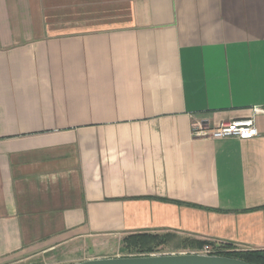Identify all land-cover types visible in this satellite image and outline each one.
I'll return each instance as SVG.
<instances>
[{
    "label": "crops",
    "instance_id": "crops-1",
    "mask_svg": "<svg viewBox=\"0 0 264 264\" xmlns=\"http://www.w3.org/2000/svg\"><path fill=\"white\" fill-rule=\"evenodd\" d=\"M254 107L264 0H0V264L136 233L264 250V116L192 131Z\"/></svg>",
    "mask_w": 264,
    "mask_h": 264
},
{
    "label": "trees",
    "instance_id": "trees-1",
    "mask_svg": "<svg viewBox=\"0 0 264 264\" xmlns=\"http://www.w3.org/2000/svg\"><path fill=\"white\" fill-rule=\"evenodd\" d=\"M124 249L134 256H150L159 253L160 249L170 245L177 249L201 248L205 242L194 241L188 238H178L173 234L136 233L131 234L122 241ZM221 254L243 260L249 264H264V250H244L230 244L219 247ZM228 251V252H226Z\"/></svg>",
    "mask_w": 264,
    "mask_h": 264
},
{
    "label": "built area",
    "instance_id": "built-area-1",
    "mask_svg": "<svg viewBox=\"0 0 264 264\" xmlns=\"http://www.w3.org/2000/svg\"><path fill=\"white\" fill-rule=\"evenodd\" d=\"M253 116L247 119L236 120L226 124H222L215 129H207L203 127L202 124H194L193 126V135L196 138H208L212 140H220V139H229V138H236V139H253L260 135V132L257 128L255 117L259 115L264 116V107H254L252 108ZM221 245H213L207 244L205 245L200 251H193V252H184L179 254H202L207 256H225L221 254L223 252L219 247ZM174 254V253H168ZM168 254H152L151 256L155 255H168ZM124 257H135L133 256H124Z\"/></svg>",
    "mask_w": 264,
    "mask_h": 264
},
{
    "label": "water",
    "instance_id": "water-1",
    "mask_svg": "<svg viewBox=\"0 0 264 264\" xmlns=\"http://www.w3.org/2000/svg\"><path fill=\"white\" fill-rule=\"evenodd\" d=\"M75 264H249L243 260L227 256H207L202 254H168L155 256H135L91 259Z\"/></svg>",
    "mask_w": 264,
    "mask_h": 264
},
{
    "label": "rangeland",
    "instance_id": "rangeland-1",
    "mask_svg": "<svg viewBox=\"0 0 264 264\" xmlns=\"http://www.w3.org/2000/svg\"><path fill=\"white\" fill-rule=\"evenodd\" d=\"M111 247L107 251H103L105 255L114 256V255H127V252L124 249L123 243L118 244L111 240ZM175 244L171 243L168 246H165L160 249L159 254H168V253H178L182 249H177ZM228 252V251H226ZM102 254V252H100ZM100 256L96 253L95 250L86 249V246L83 244H73L68 246H62L56 251L47 253L41 257L40 260L35 261L34 263H23V264H75L83 261H87L92 257Z\"/></svg>",
    "mask_w": 264,
    "mask_h": 264
}]
</instances>
